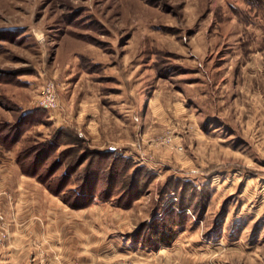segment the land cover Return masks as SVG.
Segmentation results:
<instances>
[{"label":"rangeland","instance_id":"obj_1","mask_svg":"<svg viewBox=\"0 0 264 264\" xmlns=\"http://www.w3.org/2000/svg\"><path fill=\"white\" fill-rule=\"evenodd\" d=\"M0 141L16 155L54 141L56 174L131 151L72 219L96 264H264V0H0ZM135 167L152 180L123 208ZM181 201L170 244L134 240Z\"/></svg>","mask_w":264,"mask_h":264},{"label":"crops","instance_id":"obj_2","mask_svg":"<svg viewBox=\"0 0 264 264\" xmlns=\"http://www.w3.org/2000/svg\"><path fill=\"white\" fill-rule=\"evenodd\" d=\"M94 135L100 136V131ZM3 149L0 144V153ZM108 149L133 156L114 145ZM13 150L5 149L9 159L0 162V207L8 228V239L0 245V264H83L87 258L88 264H96L92 251H83V222L72 220L82 211L50 209L48 190L35 177L22 174Z\"/></svg>","mask_w":264,"mask_h":264},{"label":"trees","instance_id":"obj_3","mask_svg":"<svg viewBox=\"0 0 264 264\" xmlns=\"http://www.w3.org/2000/svg\"><path fill=\"white\" fill-rule=\"evenodd\" d=\"M15 141H17V138ZM15 141L12 142V144L15 143ZM0 144L5 148H10L9 146H5L3 143H1V141ZM57 147V143L54 141H48L46 143H42L41 147H29L22 149L16 156V162L22 174L35 177L36 180L41 183L49 193L58 196L63 203L67 204L73 209L84 208L92 203L94 199L93 197L95 196L97 190L95 188L99 186L100 181L104 180L103 175L106 177L112 176L114 178V176L121 173V170H119L117 166L118 160L122 161L123 163H128L130 160L128 157L120 155L113 158L108 167L101 168V165H95L94 158L98 157L96 151L90 150V153H88L86 157L78 162L71 161L70 163H66L63 169L64 171L62 173L56 174V171L60 169L61 165L64 163L61 161L62 159L56 158L57 160H51L49 163H46V160L48 159L52 150L57 149ZM111 151L112 150L109 149L106 150V155L102 157L100 156L101 160H105L112 156L113 152ZM89 155L93 156L88 157ZM85 160L86 163L83 167L84 169L81 181H79L80 179L78 178V175L74 180L77 185H75L73 188H69L68 181L70 177L76 173L79 165ZM143 174H145L144 182H142ZM91 178H93V180H90ZM129 179V188L123 187L125 193L131 194L129 200H123L125 195L117 200L118 202H124L118 204V206L123 208L129 207L132 201L139 197L140 193L143 191L142 188L147 187V185L152 180V174L144 167H135L132 170ZM141 185L142 187H139ZM138 188L140 189L139 193L134 194L133 191ZM180 204H184L183 201H181ZM181 205L178 210L174 208L166 209L164 217L160 221L158 220L157 223H143L142 226H140L141 234L136 236L134 240L149 248L159 243L166 245L170 244L173 240V231L171 230L172 227L182 226L187 219L183 210L185 209V205ZM152 236L155 237V241L152 239Z\"/></svg>","mask_w":264,"mask_h":264},{"label":"built area","instance_id":"obj_4","mask_svg":"<svg viewBox=\"0 0 264 264\" xmlns=\"http://www.w3.org/2000/svg\"><path fill=\"white\" fill-rule=\"evenodd\" d=\"M38 104L40 107L48 109L55 106L54 85L50 81L45 83L40 90ZM1 195V191H0ZM8 239V228L6 215L0 207V245Z\"/></svg>","mask_w":264,"mask_h":264}]
</instances>
